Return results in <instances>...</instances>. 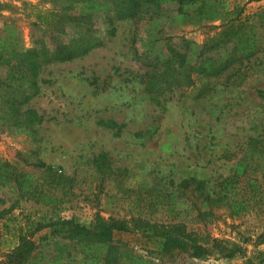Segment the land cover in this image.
<instances>
[{
  "label": "rangeland",
  "instance_id": "obj_1",
  "mask_svg": "<svg viewBox=\"0 0 264 264\" xmlns=\"http://www.w3.org/2000/svg\"><path fill=\"white\" fill-rule=\"evenodd\" d=\"M70 1L0 0V34L19 35L27 48L33 34L59 30L54 26L57 13ZM88 3L107 9L111 0ZM240 8L243 17H252L264 9V0H199L182 10L175 0H156L136 17L116 20L112 37H106L109 24L101 18L95 26L104 36L101 46L41 67L40 92L23 105L41 116L36 139L14 133L0 119V164L42 180V171L27 164L41 160L74 178V187L52 205L20 195L13 180L0 185V264L10 263L23 237L35 243L29 264H104L74 252L67 237V220L89 225L97 213L182 222L209 250L202 257L183 254L168 263L158 254L160 238H152L145 245L160 264H264V201L239 216L217 207L207 220L181 186L194 176L211 189L216 178L236 167L231 153L264 132V53L236 62L219 76L196 79L191 86H171L157 95L158 101L145 89L149 64L166 56L169 47L195 62L198 44L219 32ZM73 27L65 25L66 30ZM256 30L260 33L264 26ZM230 49L231 43L204 56L220 59ZM237 69L246 72L244 80L226 85ZM6 71L0 66L1 78ZM108 120L121 125L120 131L103 123ZM101 152L108 153L114 170H121L116 180H102L98 173L95 158ZM190 205L193 209L187 211ZM117 239L139 244L132 234L121 233ZM235 246L240 250L234 255H223Z\"/></svg>",
  "mask_w": 264,
  "mask_h": 264
},
{
  "label": "trees",
  "instance_id": "obj_2",
  "mask_svg": "<svg viewBox=\"0 0 264 264\" xmlns=\"http://www.w3.org/2000/svg\"><path fill=\"white\" fill-rule=\"evenodd\" d=\"M54 1L58 3V0ZM90 1L94 0H72L64 6L62 13L57 9L59 14L54 26L59 30L33 34L32 44L27 48L22 46L19 35L0 34V66L7 68L5 77H0V119L14 133L36 139L35 124L41 120V116L35 109L23 108V105L40 92L39 74L43 65L71 60L101 46L104 36L95 29L101 18L109 24L106 37H112L116 33V20L134 18L144 10H150L156 0H111L107 9L93 8V4H87ZM175 1L182 10L185 4L199 0ZM243 11L244 8L235 11L219 32L198 44L200 50L195 62L188 61L184 52L169 47L166 56L157 58L155 64H149L151 71L145 81V89L152 99L158 101L157 95L171 86H191L196 79L219 76L236 62H242L259 52L264 53V31L259 33L256 30L257 26H264V9L252 17H243ZM68 23L75 28L66 30ZM229 43L231 49L223 58L204 56L206 52ZM245 77L246 72L237 69L228 75L226 85H238ZM103 123L110 128L121 129V125L114 120ZM231 155L237 160L236 167L230 174L216 178L211 189L207 190L205 181L194 176L181 182L182 188L195 199L191 202L196 206L198 215L204 219L210 220L217 207H226L231 215L239 216L252 211L259 202L264 201V132L250 136ZM109 160L107 152H101L95 158L102 180H116L121 171L114 170ZM28 163L42 171V180L29 172H9L7 164H0V185L13 180L20 195L26 194L52 205L62 202L66 194L73 190L74 178L57 173L41 160H27ZM157 205H161L159 201ZM186 209L191 211L193 208L190 205ZM66 223L70 227L67 237L72 242V250L88 258L101 259L104 264H160L159 257L152 255L153 250L145 245L152 238H160L158 254L168 263L183 254L202 257L209 251L198 235L187 230L182 222H158V219L152 222L141 217L132 220L105 218L97 213L89 225L72 219ZM121 233L137 236L139 244L116 240ZM218 243V239H213V246L220 247L222 251L223 246ZM34 249L35 243L23 237L19 247L11 254L9 264L31 263ZM239 250L240 247L235 246L222 253L232 256Z\"/></svg>",
  "mask_w": 264,
  "mask_h": 264
}]
</instances>
